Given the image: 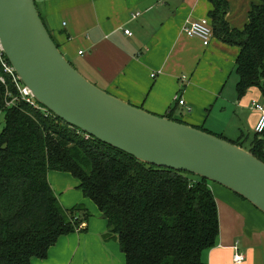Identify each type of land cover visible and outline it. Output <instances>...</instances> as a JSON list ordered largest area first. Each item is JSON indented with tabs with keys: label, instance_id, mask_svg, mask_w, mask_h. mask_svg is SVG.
<instances>
[{
	"label": "trees",
	"instance_id": "trees-1",
	"mask_svg": "<svg viewBox=\"0 0 264 264\" xmlns=\"http://www.w3.org/2000/svg\"><path fill=\"white\" fill-rule=\"evenodd\" d=\"M209 2L213 36L238 47L237 95L257 87L264 102V0L251 3L242 29L229 26L227 0ZM1 115L0 264H30L34 257L44 258L61 235L84 228L90 213L81 205L62 207L48 182L49 170L78 181L84 197L107 220L104 236L118 241L125 264H201L203 252L216 245L218 208L208 180L85 138L26 103L6 106L3 87ZM164 117L182 122L171 114ZM243 148L264 162V131Z\"/></svg>",
	"mask_w": 264,
	"mask_h": 264
},
{
	"label": "crops",
	"instance_id": "crops-1",
	"mask_svg": "<svg viewBox=\"0 0 264 264\" xmlns=\"http://www.w3.org/2000/svg\"><path fill=\"white\" fill-rule=\"evenodd\" d=\"M34 2L63 55L71 63L77 61L80 73L101 89L148 112L171 114L241 145L243 138L248 143L252 140L259 112L251 106V88L242 96L236 92L238 47L214 36L203 45L199 38L183 32L188 21L208 16L209 0ZM227 2L229 26L242 29L255 0ZM47 179L63 208L81 205L90 216L82 230L61 235L44 258L34 257L30 264H125L118 241L104 236L107 220L84 197L78 181L70 173L55 170L47 172ZM208 185L213 195L225 188L210 181ZM255 210H246L251 215L246 221L249 231L239 240L219 227L217 243L203 252L201 264H264V214ZM235 245L245 255L241 262L232 258Z\"/></svg>",
	"mask_w": 264,
	"mask_h": 264
},
{
	"label": "water",
	"instance_id": "water-1",
	"mask_svg": "<svg viewBox=\"0 0 264 264\" xmlns=\"http://www.w3.org/2000/svg\"><path fill=\"white\" fill-rule=\"evenodd\" d=\"M0 44L35 99L54 116L150 165L231 190L264 214V162L225 138L132 105L63 55L34 0H0Z\"/></svg>",
	"mask_w": 264,
	"mask_h": 264
},
{
	"label": "built area",
	"instance_id": "built-area-1",
	"mask_svg": "<svg viewBox=\"0 0 264 264\" xmlns=\"http://www.w3.org/2000/svg\"><path fill=\"white\" fill-rule=\"evenodd\" d=\"M183 32L189 37L199 38L203 45H208L213 36L211 22L208 17L188 21ZM124 33L131 34L129 29H124ZM81 53V51H79ZM153 76V74H152ZM185 79V76H182ZM0 87L4 89V102L6 106H18L20 103H26L34 110L41 111L44 115H50L51 112L39 103L33 96L31 90L21 81L13 66L10 64L3 52L0 44ZM175 99L179 104H183V100L179 95H175ZM251 106L259 112L258 119L254 125V132L261 134L264 131V104L256 101L251 102ZM85 134V138L89 135ZM237 245L234 246L233 260L241 262L245 259V255L237 251Z\"/></svg>",
	"mask_w": 264,
	"mask_h": 264
},
{
	"label": "rangeland",
	"instance_id": "rangeland-1",
	"mask_svg": "<svg viewBox=\"0 0 264 264\" xmlns=\"http://www.w3.org/2000/svg\"><path fill=\"white\" fill-rule=\"evenodd\" d=\"M72 64L80 73L77 61ZM233 75L235 76L234 73ZM234 76L232 78H234ZM232 78L229 80L228 86L231 85ZM249 95H250V98L254 99V101L260 102V103L263 102L261 93L257 87H251ZM250 102H252V99ZM2 127H3V115L0 116V132H1ZM223 138H226L229 141L235 140V139H231L230 137H225V136ZM248 141L249 139L243 138L241 143L243 144V146L247 148V146L249 145ZM189 177L194 180L197 179V176L195 175L193 176L189 174ZM217 187L220 188L221 186H217ZM220 189H223L222 193L220 192L214 193L215 200L217 202V208H218L219 227L222 230V232L234 233L236 239L239 240L240 237L247 235V232L249 231V225L247 224L246 221L248 220V218L250 220L251 215L249 213L248 214L245 213L246 210L251 209L252 211H255V212L257 210H255V208H253L251 204L239 198L237 195L229 192L225 188L221 187ZM224 191H227V192H224ZM221 230H220V233H221Z\"/></svg>",
	"mask_w": 264,
	"mask_h": 264
}]
</instances>
